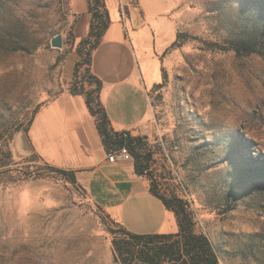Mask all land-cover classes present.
<instances>
[{"label": "rangeland", "instance_id": "obj_1", "mask_svg": "<svg viewBox=\"0 0 264 264\" xmlns=\"http://www.w3.org/2000/svg\"><path fill=\"white\" fill-rule=\"evenodd\" d=\"M128 2L129 10L120 3L121 11L137 18L143 13L144 21L128 23L121 57L112 58L144 91L147 120L136 131L154 148L152 175L162 191L188 201L218 264H264L259 0H161L163 8L145 0L143 12L139 0ZM114 11L112 26L115 18L121 23ZM75 18L74 46L52 47L51 38H66ZM154 20L163 23L162 38ZM88 27L86 0H0V135L10 126L23 130L36 107L67 89L75 46ZM101 54L97 63L104 66ZM137 99L141 105L131 90L125 105L136 108ZM78 137L64 124L55 138L77 150ZM30 155L12 154L16 163L0 170V264H118L105 214L134 233L177 231L174 212L150 191L141 192L139 182L108 175L105 167L81 180L96 169L80 168L84 162L72 158L74 168L68 156L62 161L69 165H59ZM43 161L73 170L80 187L44 171Z\"/></svg>", "mask_w": 264, "mask_h": 264}, {"label": "trees", "instance_id": "obj_2", "mask_svg": "<svg viewBox=\"0 0 264 264\" xmlns=\"http://www.w3.org/2000/svg\"><path fill=\"white\" fill-rule=\"evenodd\" d=\"M90 15L88 33L75 46L76 60L72 78L68 81L67 91L72 95H81L94 119L95 127L106 154L124 148L133 160L136 174L148 179L149 191L161 200L165 208L172 210L177 220L174 233L139 234L126 230L121 224L111 220L106 214L107 227L112 234L111 247L113 259L118 264H218L215 248L205 233L198 230L188 201L173 191L164 192L160 183L152 175L154 148L145 134L136 130L115 129L106 113L100 98L102 82L91 71L92 52L100 44L103 34L110 24L106 0H86ZM264 11V0L257 7ZM257 10V11H258ZM72 26L64 38V44L74 46ZM177 33L173 45L178 43ZM39 107V106H38ZM23 128L26 133L37 108ZM4 136L0 135V170L9 169L16 163L12 157L11 141L18 126H10ZM31 154L30 157H35ZM256 160V159H255ZM44 171L61 175L67 182L76 183L73 170L53 166L43 161ZM40 170H42L40 168ZM264 241V238L262 239Z\"/></svg>", "mask_w": 264, "mask_h": 264}, {"label": "crops", "instance_id": "obj_3", "mask_svg": "<svg viewBox=\"0 0 264 264\" xmlns=\"http://www.w3.org/2000/svg\"><path fill=\"white\" fill-rule=\"evenodd\" d=\"M113 1L114 3L112 6H107V8L109 7V15L111 14L112 7L115 8L117 13H119L121 23L118 24V21L115 18L113 21L114 28L109 24V27L102 36L100 44L93 51L91 71L99 77L102 82L100 98L112 126L117 130H138V128H140L147 120L144 91L140 89L141 86L139 83L130 81L132 75L131 71L129 75L123 74L119 60L117 64L118 67L114 66L112 56L116 55L118 59L121 57V52L126 45L124 40V28L128 27V23L131 22L132 25L137 27L140 23L143 24L144 18L143 13L142 15L138 13L137 23H134L132 17L128 16V13L125 14L121 11L120 3L125 4L129 10L130 5L128 0ZM144 1L145 0H139V9L142 10V12L145 7ZM154 1L157 4L159 3L158 5L160 8H163L161 0ZM114 14L116 15V13ZM75 20L76 18L72 22L74 44L77 39L74 35ZM154 21L155 24L160 23L157 36L162 38L163 23L161 24V21L159 20ZM61 39L63 47L65 46V44H63V34L61 35ZM108 47V52L105 54V58H103L106 51L105 49ZM100 51H102L101 57L104 66L97 63V57ZM131 90L135 96L137 95L139 99L142 100L141 105L138 99L137 103H132L136 108H132L130 105H125V101ZM64 124H70L71 128L79 131V137L76 140V145L78 146L77 150L72 145L61 146L58 144L55 137L63 130ZM25 136L26 145L22 144V153L18 154L14 147L11 146L12 154L15 157L22 158L34 153L40 159L44 157L47 161L59 165H69L67 161H62L64 156H68L71 161H73L72 158H75L84 162L83 165H80L83 167L80 168L94 167L96 169L94 173L91 172L87 176L81 175V180H90L94 174L101 171V167H105L108 168V175L120 176L123 180H129V184L133 183L134 185H137V182H139L142 186L140 191L143 193L149 192L148 181L146 178L140 175H135L133 160L129 154H125L114 161L107 158V154L103 149L97 133L94 119L87 110L83 97L81 95L70 94L66 88H64L61 93L39 105ZM70 165L74 168H79L76 167L74 161L73 164ZM80 185L84 187L82 184Z\"/></svg>", "mask_w": 264, "mask_h": 264}, {"label": "water", "instance_id": "obj_4", "mask_svg": "<svg viewBox=\"0 0 264 264\" xmlns=\"http://www.w3.org/2000/svg\"><path fill=\"white\" fill-rule=\"evenodd\" d=\"M131 17L133 19V22L137 23V15H136V13L133 14L131 12ZM50 45L52 47H55V48H61V46H62L61 34H57V35L53 36L51 38V40H50ZM25 143H26L25 132L22 129L17 130V132L13 136V139H12V142H11V146L14 147V149L16 150V152L18 154H20V153H22L21 152V146H22V144H25Z\"/></svg>", "mask_w": 264, "mask_h": 264}, {"label": "built area", "instance_id": "obj_5", "mask_svg": "<svg viewBox=\"0 0 264 264\" xmlns=\"http://www.w3.org/2000/svg\"><path fill=\"white\" fill-rule=\"evenodd\" d=\"M125 154H128V153L126 152V150H125L124 148H121V149L118 150V151H114V152H111V153L107 154V158H108L109 160L114 161V160H116V159L121 158V157H122L123 155H125Z\"/></svg>", "mask_w": 264, "mask_h": 264}]
</instances>
